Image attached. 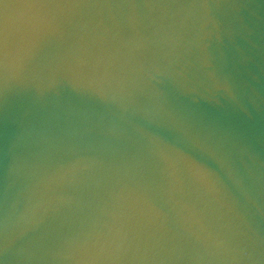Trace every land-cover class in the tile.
<instances>
[{"label": "water", "instance_id": "1", "mask_svg": "<svg viewBox=\"0 0 264 264\" xmlns=\"http://www.w3.org/2000/svg\"><path fill=\"white\" fill-rule=\"evenodd\" d=\"M0 264H264V0H0Z\"/></svg>", "mask_w": 264, "mask_h": 264}]
</instances>
